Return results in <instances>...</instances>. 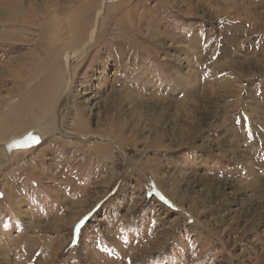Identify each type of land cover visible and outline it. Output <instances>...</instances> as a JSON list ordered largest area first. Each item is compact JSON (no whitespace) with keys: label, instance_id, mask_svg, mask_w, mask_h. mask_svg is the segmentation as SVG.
<instances>
[{"label":"rangeland","instance_id":"obj_1","mask_svg":"<svg viewBox=\"0 0 264 264\" xmlns=\"http://www.w3.org/2000/svg\"><path fill=\"white\" fill-rule=\"evenodd\" d=\"M19 126L0 264H264V0H0Z\"/></svg>","mask_w":264,"mask_h":264},{"label":"bare ground","instance_id":"obj_2","mask_svg":"<svg viewBox=\"0 0 264 264\" xmlns=\"http://www.w3.org/2000/svg\"><path fill=\"white\" fill-rule=\"evenodd\" d=\"M132 9L134 10V7ZM39 95H40V92L33 93L34 99L36 97H38ZM48 107H49L48 103L44 102L43 105H42V108L45 111H47ZM48 119H49L48 122L51 123L52 122L51 117H49ZM34 125H36V122L32 121V122H30V126L29 127H33ZM31 132H32L31 128H23L22 126H19L16 129V133H13V135H19V136L9 138L6 135V133H4L3 130H1V132H0V155H2V159H0V161L5 163V162H7L9 160L8 158L12 156L11 153H13V152H23V153H25L26 149L34 146L36 144V142H38L39 140L37 141V139H36L37 137L35 136V134H32ZM56 144H57V146H60L62 143L58 144V142H57ZM55 147H56V145H55ZM63 153L60 156L64 157L65 154H63ZM10 154H11V156H9ZM84 160H85V157H81L79 162L77 163L78 166H80L84 162Z\"/></svg>","mask_w":264,"mask_h":264},{"label":"snow or ice","instance_id":"obj_3","mask_svg":"<svg viewBox=\"0 0 264 264\" xmlns=\"http://www.w3.org/2000/svg\"><path fill=\"white\" fill-rule=\"evenodd\" d=\"M77 227H79V225H77Z\"/></svg>","mask_w":264,"mask_h":264}]
</instances>
